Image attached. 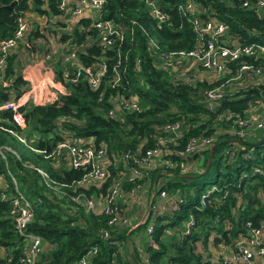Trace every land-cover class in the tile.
Here are the masks:
<instances>
[{
  "label": "trees",
  "instance_id": "1",
  "mask_svg": "<svg viewBox=\"0 0 264 264\" xmlns=\"http://www.w3.org/2000/svg\"><path fill=\"white\" fill-rule=\"evenodd\" d=\"M11 1L0 0V39L12 33L15 19L26 12L36 17L56 18L54 23L61 24L56 0H14L11 9L3 7ZM183 1L158 0L159 9L168 18L159 23L147 14L140 0H104L100 19L110 20L122 38L111 36L112 44L103 47L96 39L97 30L91 27L89 17L79 16L67 31L58 32L59 41L69 38L70 46L75 44V57L81 66L93 68L101 58H106V69L96 88L89 86L85 74H80L75 82L62 78L61 69L65 66L59 51L51 71L47 72L48 93L42 90L38 78L34 81L24 78L14 48L5 56L0 72V104L24 94L25 101L17 107L24 127L14 124L10 109L0 110V145H7L17 155L7 154L6 165L0 158V174L7 183V193L13 194L8 170L32 208L27 230L38 235L46 247L40 252L37 264H72L92 246L96 252L90 264H221V258L212 259L208 251L210 242L214 246L223 244L233 253L236 241L248 237L249 228L264 221V140L249 147L238 142L219 143L228 139L220 137L214 143L218 145L213 149L208 169L199 176L196 169L188 174H181L177 168L163 170V176L172 178L159 185L156 181L151 206L160 191L173 201L169 210L155 211L149 241L144 233L147 222L131 230L108 225L107 216L88 213L81 205L72 204L67 196L60 195L54 187L70 184L83 171L53 167L54 160L31 151L8 132L19 133L27 144L46 151L64 133L91 137L95 147L105 145L110 156L132 150L143 140H146L144 147L149 146L150 137L156 136L160 127L179 121L183 134L174 148L180 149L192 137L209 135L216 127L229 125L223 119L218 120L219 115L229 112L243 118L259 96L264 104V86H258L238 89L209 108L202 90L213 83H191L177 72L162 68L160 54L185 52L195 44L188 19L178 9ZM192 1L202 17L213 15L222 21L233 40L264 44V15L243 7L241 0ZM37 35L36 27L31 28L27 39H35ZM114 73L119 79L113 85L110 77ZM118 95L135 97L138 110L108 115L109 99ZM258 136L255 141L262 133ZM207 152L208 149L203 151L204 163ZM215 152L219 154L216 160ZM196 158L197 153L191 154L192 161ZM212 170V178L205 187L203 177ZM40 172L52 182L53 188L45 185ZM156 172L149 174L151 182ZM113 175L114 169L110 168L109 177ZM63 189L70 191L68 187ZM91 190L85 194L90 195ZM101 229L108 231L107 238L101 237ZM134 231L140 238L138 245L132 239ZM19 244L20 238L9 216L8 199H0V254L4 256L0 257V264H17ZM140 251L144 259H140Z\"/></svg>",
  "mask_w": 264,
  "mask_h": 264
},
{
  "label": "built area",
  "instance_id": "2",
  "mask_svg": "<svg viewBox=\"0 0 264 264\" xmlns=\"http://www.w3.org/2000/svg\"><path fill=\"white\" fill-rule=\"evenodd\" d=\"M147 10V14L159 23L166 21L167 16L159 9L158 0H140ZM60 11V20L70 24L77 17L91 18V27L97 30L96 39L101 46L110 45L114 36L122 38L118 28L110 20H101L100 12L104 0H56ZM243 7H250L256 14L264 15V0H241ZM178 9L185 15L195 34L194 47L188 51H170L160 54L161 66L171 72L192 71L194 65L211 75L212 86L202 90L203 99L210 106L226 95H231L238 89H249L264 86V44L241 43L232 39L227 32L226 25L213 15L202 17L192 0H184ZM26 12L15 19L12 33L0 39V72L4 67L5 56L13 49L18 41L25 37L31 29V15ZM34 15V14H33ZM52 17V16H51ZM34 18V17H33ZM65 18V19H64ZM62 31V29H61ZM151 43V42H150ZM153 47L155 44L152 42ZM75 44L69 45V51L62 56V62L68 65L62 69V78L75 82L80 74L88 76L87 82L91 88H96L99 78L106 69V58H101L95 67L81 66L75 57ZM50 51L46 55H50ZM176 77V76H175ZM112 84H116L119 75L114 73L110 77ZM109 79V83H110ZM31 97V93L29 94ZM22 99V100H21ZM262 97L250 104L247 115L243 118L236 114L225 112L218 116L229 125L216 127L209 135H199L187 140L182 148L175 149L177 141L182 138V128L179 121L167 122L160 127L159 133L150 137L151 143L144 147L146 140L140 142L134 149L118 152L108 156L103 144L95 147L91 137L75 136L64 133L61 139L49 151L37 150L27 144L25 138L19 133L8 130L19 142L28 149L40 153L44 158L60 162L59 167L80 169L81 177L70 184H59L54 187L60 195L67 196L70 201L81 205L88 213L107 216L108 225L126 227L129 230L141 223H146L144 233L150 241L153 231V220L156 209L149 205L150 210L140 217L129 215L131 206L139 202L138 190L143 180L151 172L177 168L181 174L193 172L195 162L190 159L191 154L204 151L222 136L228 139L245 140V137H256L262 133L264 140V104ZM25 101L24 94L16 100L0 104L1 109H10L11 119L20 128L24 127V119L17 107ZM111 105L107 114L112 116L115 112L138 110L135 97L123 98L122 95L111 97ZM257 133H259L257 135ZM236 144L237 141L231 142ZM7 154L17 157L14 150L7 145H0V158L5 162ZM171 156L179 157L172 160ZM110 168L114 175L109 177ZM7 171L12 184L13 194L6 191L7 183L0 174V199H8L9 216L13 220L14 229L20 238V254L17 264H37L41 252V238L27 230V224L32 218V208L29 201L18 191L16 182ZM44 183L53 188L52 182L40 172ZM109 179V181H107ZM69 188L67 193L63 188ZM61 188V189H60ZM92 189L90 195L85 191ZM210 191H207V193ZM206 195V194H205ZM160 199L165 200L163 191L159 192ZM201 204L203 203L201 197ZM102 238H107L108 231L101 229ZM235 245V252L222 258L221 264H264V226L261 224L251 227L248 237L239 238ZM96 252V247H89L72 264H90ZM0 257H4L0 254Z\"/></svg>",
  "mask_w": 264,
  "mask_h": 264
},
{
  "label": "rangeland",
  "instance_id": "3",
  "mask_svg": "<svg viewBox=\"0 0 264 264\" xmlns=\"http://www.w3.org/2000/svg\"><path fill=\"white\" fill-rule=\"evenodd\" d=\"M33 17L35 18L34 15H33ZM33 17H31V19ZM38 19L39 20H38V22L35 23V25L33 24V22L31 23V28L36 27V29H37V33H38L37 37H35V39H33V38H31L30 40L27 39L28 38L27 36L31 30L30 29L29 32L26 33L25 37H23L20 41H18V43L16 44V46L14 47L13 50L16 52V54L18 56L19 64L21 67L20 71L23 69L24 73L26 71L29 72L30 73L29 77H31V78H32V76H31L32 71L39 72L41 77L38 78V81L41 82L42 90H44V92H45L49 88V85L47 84V82L49 83V80H50V77H49V75H47V72L51 71L50 70L51 66L53 65V62L57 58L55 56L56 52L59 51L61 56H64V54H66V52L69 50V48H70L69 45L71 43H70L69 38H65L64 41L58 40L59 34H60L58 32H63L64 30L67 31V28L69 26L68 23L65 24V22H63L62 20H61V24L54 23V20H56V18L48 19L46 16H42V17L38 16ZM61 29H62V31H61ZM66 34H68V33H66ZM37 44L39 46H37ZM45 50H47V52H45ZM49 51L51 54L46 57V55L48 54ZM50 61H52V62H50ZM63 63H64L63 66L68 65V62L63 61ZM35 65H37L38 70H35L33 68V67H35ZM193 67H194V69L191 72L190 71H186V72L178 71L179 72L178 76L184 77L185 81H190L191 83H195L196 81H199V82L204 81L206 84H209V82L211 80V75L209 73H207L206 71L202 70L198 64H195ZM48 92H49V90L46 93H48ZM47 99L50 100L49 96H47ZM258 134L259 133H257V135ZM255 139H256V137H254V138L247 137V136L245 137V140L248 142H253V141H255ZM218 155H219L218 152H215L213 154V159L216 160L218 158ZM59 164H60V162H56V163L53 162V167H59ZM195 166H196V163H195ZM201 168H202L201 166H196V174L201 171ZM212 173H213V170L203 177L202 181H203L205 187L208 185V181L211 180ZM163 178L164 179L162 182H164V180L168 181L172 177L164 175ZM146 186H147L146 181H143L141 183L140 189L138 190V198H139V201L142 203H145L146 200L149 198L148 195H149V191H150L151 186L149 188H147ZM155 198H156V196H155ZM169 207L167 206L166 209L169 210ZM187 225H189L188 222H187ZM261 225L264 226V221L261 223ZM250 229L251 228H249V231H250ZM43 245H44V243L42 242L41 243V251L44 250V249L42 250ZM209 246L211 248V251L214 252V253H212V255L214 254V256H211L213 260H215V258H218V257L220 258L222 256V253L220 250L222 247H220V246L225 247V245L217 244L214 246L210 242ZM38 258H39V256H38ZM209 264H214V263L209 262Z\"/></svg>",
  "mask_w": 264,
  "mask_h": 264
},
{
  "label": "crops",
  "instance_id": "4",
  "mask_svg": "<svg viewBox=\"0 0 264 264\" xmlns=\"http://www.w3.org/2000/svg\"><path fill=\"white\" fill-rule=\"evenodd\" d=\"M32 17H33V13L32 14H30ZM35 19V20H34ZM32 18V21L34 20L35 21V23L36 22H38V17H36L35 16V18ZM34 23V24H35ZM51 62V61H50ZM33 66V65H32ZM35 70H38V68H37V65H35V67H33ZM21 74H23V76L25 75L26 77H24L25 79H27V80H35V79H37V78H40L41 77V75L39 74V72H34V71H32V73H31V76H32V78L31 77H29V72H25L24 73V70L22 69L21 70ZM27 74V75H26ZM34 85V87H35V83H33ZM196 161H197V158H196V160H194V162L196 163ZM156 173H161L162 175L161 176H158V178L155 180V177H154V179H153V181L151 182V178H150V175L148 176V177H146L143 181H146V187L147 188H149L150 186H151V188H150V191H149V195H148V201L146 200V202L145 203H142V202H136V203H134L132 206H131V208H130V210H129V215H132L133 217L135 216V217H140V216H142L143 214L145 215L149 210H150V206L149 205H151V200H152V197H153V188H154V184L156 183V181H157V185H159L161 182H162V180H163V178H161V177H163V171H157ZM146 189V188H145ZM156 196V198H154V202H153V210H154V208L157 210H162V209H164V210H167L166 208H167V206L169 207H171L172 206V201H173V199L172 198H169V197H166L165 198V200H163V199H160V197L159 196H157V195H155ZM169 207V208H170ZM131 229H134V228H131ZM130 229V230H131ZM136 238H139V235H138V233L137 232H133V234H132V239L134 240V242H135V240H136ZM139 241H140V238H139ZM139 244V243H138ZM220 247H222L220 250H221V253H222V256L220 257L221 259L223 258V257H225L226 255H228L229 253H230V249H228L227 247H223V246H220ZM46 247H45V245H43V248H42V250L43 249H45ZM208 251L210 252V254H211V256H214V254L212 255V253H214L213 251H211V248H210V246H208ZM217 251V250H216ZM139 257H140V259H144L145 257H144V255H143V253L140 251V254H139Z\"/></svg>",
  "mask_w": 264,
  "mask_h": 264
},
{
  "label": "water",
  "instance_id": "5",
  "mask_svg": "<svg viewBox=\"0 0 264 264\" xmlns=\"http://www.w3.org/2000/svg\"><path fill=\"white\" fill-rule=\"evenodd\" d=\"M15 1H11L8 5H5L3 7H5L6 9H11L12 6L14 5ZM1 6V5H0ZM234 141H237L238 143H242V144H245L249 147H255L259 144H261L263 142V139L260 138L258 139L257 141H254V142H248L246 140H234V139H227V140H223L219 143H231V142H234ZM218 144H212L209 148H208V152H207V158H206V161L204 163V155H203V151H199L197 152L198 154V158H197V161H196V166H201L203 167V169L201 170V172H199L196 176H199V175H202L205 173V171L208 169V166L211 162V158H212V153H213V149L217 146ZM204 163V164H203ZM162 174L161 173H156L155 174V180L158 178V176H161ZM195 177V176H194ZM139 243V238H136L135 240V244L138 245Z\"/></svg>",
  "mask_w": 264,
  "mask_h": 264
}]
</instances>
